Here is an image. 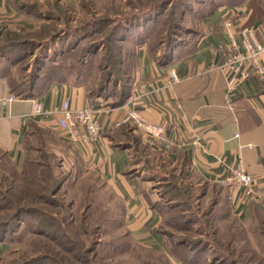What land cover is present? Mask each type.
<instances>
[{
	"label": "crops",
	"instance_id": "obj_1",
	"mask_svg": "<svg viewBox=\"0 0 264 264\" xmlns=\"http://www.w3.org/2000/svg\"><path fill=\"white\" fill-rule=\"evenodd\" d=\"M43 1L0 0V38L9 30L26 28L27 4ZM202 29L197 47L188 55L167 62L151 57L137 60L128 100L116 107L101 102L103 133L93 144L72 143L58 127V111L65 99L74 108L91 100L101 105L89 97L86 85L52 83L37 95L48 112L34 115L32 98L1 101L14 92L0 76V158L21 171L29 155L40 161L48 153L55 170L96 175L122 200L130 237L167 253L166 238L156 230L163 214L154 203L162 199L161 183L173 176L185 175L186 182L207 200H224L241 223L259 224L264 218V75L251 70L228 97L230 68L221 65L232 48L229 30L241 44L246 31L264 44V0H226L202 19ZM172 68L180 77L175 84ZM131 110L165 125L171 145L151 142L134 122H122ZM240 159L257 178L259 199L243 189L232 191L231 198L229 189L218 182Z\"/></svg>",
	"mask_w": 264,
	"mask_h": 264
},
{
	"label": "rangeland",
	"instance_id": "obj_2",
	"mask_svg": "<svg viewBox=\"0 0 264 264\" xmlns=\"http://www.w3.org/2000/svg\"><path fill=\"white\" fill-rule=\"evenodd\" d=\"M165 2H40L25 18L26 46L13 47L8 54L21 52L24 57L20 63L16 59L9 62L13 85L21 90L39 70L74 73L95 93L107 88L104 95L93 99L110 105L117 87L123 86L118 80L127 78L129 62L152 58L151 50L165 59L166 45L161 42L186 30L179 24V10L199 5L197 0ZM186 25L195 27L190 18ZM5 173L0 179V264H182L179 257L183 259V253L176 257L170 249L167 253L130 237L122 200L100 184L96 175H69L67 168H58L56 175L65 181L54 190L50 181L53 170H42L46 182L28 175L32 183L12 165L8 164ZM195 191L200 194L199 202L192 199V203L195 208L199 203L205 213L212 201L202 191ZM219 197L223 199L222 194ZM223 202L212 207L211 217L206 215L213 225L186 221L197 218L201 213L197 210L187 213L185 220L170 212L163 220V231L168 238L190 245L215 238L221 247L220 264H264V225L241 223ZM231 240L236 250L228 245Z\"/></svg>",
	"mask_w": 264,
	"mask_h": 264
},
{
	"label": "trees",
	"instance_id": "obj_3",
	"mask_svg": "<svg viewBox=\"0 0 264 264\" xmlns=\"http://www.w3.org/2000/svg\"><path fill=\"white\" fill-rule=\"evenodd\" d=\"M172 0H167L165 2L166 4L171 2ZM198 2V7H189L184 10H179V16L181 17V21L179 22L180 25L185 26L184 32L177 31L178 33H173L172 38L165 43L164 41L161 42L165 46V51L164 53L166 54L165 59H161L162 62H167L171 59H176L179 56H184L188 55L191 53L196 46L198 40L200 39L203 29H202V19L205 18L206 16L212 14L216 8L223 2H226V0H197ZM39 5V3H33V4H27L26 8L28 12H32L31 10L35 9L37 7L36 5ZM190 17H189V16ZM187 18H190L192 23L195 24L194 29L188 28V25H186V20ZM26 28L20 29V30H9L6 35H3L0 38V76L4 77L7 79L12 92L14 94L18 95L20 98L25 99V98H34L36 95L42 93L43 91L47 90L51 86L52 83L54 82H66L70 81L74 84H85L84 80H81V77H78V75H75L74 73H70L68 75L67 73L65 74H54V73H49L45 71V73L39 72L35 73V75L32 76V79H29L27 83H25V87L20 89H17L15 85L12 83V79L10 77L11 75V69L9 66V62L16 59L15 63H20L23 61L24 57L21 56V52H18L14 54L13 56L8 55L9 51L13 47H24L26 46ZM187 34V35H186ZM159 45L158 47H161L162 45ZM152 58L153 59H159V53L157 51L151 50ZM154 54V55H153ZM7 59L8 64L5 63V60ZM13 62V61H12ZM137 64V59H133L131 62L128 64V73H127V78L124 77L123 79H119V82H123L122 88L117 87L119 89L117 93V96L113 101H111L110 105L113 107L120 106L124 104L128 98L130 97L131 93V88L133 85V80H132V75L133 71L136 67ZM9 66V67H8ZM117 82V83H119ZM111 83V82H109ZM86 85V84H85ZM88 88V93L89 97L93 99L95 96L99 95H104L105 90L107 88L104 87L102 91L99 93H95L86 85ZM107 96V95H106ZM44 157L41 158L40 161H36L34 158L35 156L29 155L27 157V164L24 167V169L21 170V175L24 178L28 179V175L33 174L31 176L33 177H39L41 181L46 182L42 178V170L48 169V170H53V174H51L50 181L53 182L51 185V189L55 190V186L57 184L63 185L64 180L60 179L59 180V175H56L55 173V166L53 163L50 161V155L48 153H44ZM34 159V160H33ZM10 162L6 160L5 158H0V179H4L3 172L5 173L7 171V166ZM15 168V167H14ZM16 169V168H15ZM6 174V173H5ZM57 176V177H56ZM9 178V176L7 177ZM5 178V179H7ZM187 177L182 176V179L173 176V179L170 180L169 182L166 180L165 182L161 183V193L163 194L162 199L159 200L158 202L154 203V205L162 211L163 214V220L166 218V214H169L170 212L174 213V218L176 216H179L183 218L184 220L186 219L187 213L193 212V211H200V204L198 203L197 208L194 206L195 203H192L194 201L199 202V195L197 196L195 194V190L192 188V186L186 182ZM181 180V181H180ZM27 182L32 183L31 180H27ZM182 182V184H180ZM57 187V186H56ZM51 189H49L51 191ZM194 201H193V200ZM220 199V198H219ZM221 200V199H220ZM220 202L218 200H213L212 201V206H210L209 210L206 211L205 213H200V215L196 214L197 218L195 219H190L187 218L186 221L193 220L196 222H205L206 224H214L212 223L210 219H207V216L212 215V207H216L219 205ZM195 208V209H194ZM195 213V212H194ZM207 215V216H206ZM201 216V218H200ZM199 217V218H198ZM206 217L205 221L202 220V218ZM209 217V218H210ZM163 220L160 224V226L156 229L158 232H161L164 234L166 238V242L168 245V248L172 252L174 256H178V253H183L184 255L183 259L182 257L179 259L181 262L185 264H220L218 260L222 258V254L220 253L221 248L219 244H217L215 238H213L211 241H204L203 243L200 241L201 239L195 241L194 244L190 245L187 244L186 241L178 242L175 241L174 238H171L166 236L167 234L163 231L162 225H163ZM170 222V220H168ZM254 225H264V218L260 217V223H256ZM216 233V231H215ZM207 235V234H206ZM172 236V235H170ZM228 245L232 247V249L236 250V246L234 245L233 241L231 240ZM223 247V246H222ZM229 248V247H228ZM230 249V248H229ZM209 250V251H208ZM207 260H204V259ZM225 263V262H224Z\"/></svg>",
	"mask_w": 264,
	"mask_h": 264
},
{
	"label": "built area",
	"instance_id": "obj_4",
	"mask_svg": "<svg viewBox=\"0 0 264 264\" xmlns=\"http://www.w3.org/2000/svg\"><path fill=\"white\" fill-rule=\"evenodd\" d=\"M232 27V23H229ZM228 31L230 38V52L222 63V67H229L230 72L227 81V96L230 97L242 77H246L253 70L264 75V44L260 43L255 36L251 37L248 31L245 32L242 44L234 37L233 33ZM171 83L180 82V77L172 68L170 70ZM20 97L16 94H10L8 97L2 98L3 103H11ZM32 114L42 115L47 113L43 100L36 95L31 99ZM58 111V127L60 132L72 143L93 144L100 140L103 133V126L100 121V113L102 112V103L99 106L95 101H89L82 108H74L70 100L67 98L62 102ZM134 122L148 136L149 141H162L171 145L168 137L167 127L161 123H153L144 115L136 110H131L123 118L122 122ZM118 125L121 122L117 123ZM252 147V145H249ZM221 186L229 189L231 198L232 191L243 189L249 197L260 195L256 190L257 178L250 173L243 159L239 160V164L233 167L232 171L218 180Z\"/></svg>",
	"mask_w": 264,
	"mask_h": 264
}]
</instances>
